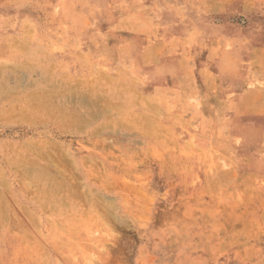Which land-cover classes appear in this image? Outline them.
Masks as SVG:
<instances>
[{"label": "rangeland", "instance_id": "rangeland-1", "mask_svg": "<svg viewBox=\"0 0 264 264\" xmlns=\"http://www.w3.org/2000/svg\"><path fill=\"white\" fill-rule=\"evenodd\" d=\"M0 264H264V0H0Z\"/></svg>", "mask_w": 264, "mask_h": 264}, {"label": "bare ground", "instance_id": "bare-ground-1", "mask_svg": "<svg viewBox=\"0 0 264 264\" xmlns=\"http://www.w3.org/2000/svg\"><path fill=\"white\" fill-rule=\"evenodd\" d=\"M29 168V167H28Z\"/></svg>", "mask_w": 264, "mask_h": 264}]
</instances>
